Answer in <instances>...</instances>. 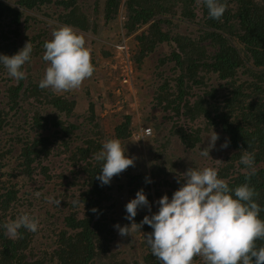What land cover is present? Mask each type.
<instances>
[{
	"label": "trees",
	"instance_id": "trees-1",
	"mask_svg": "<svg viewBox=\"0 0 264 264\" xmlns=\"http://www.w3.org/2000/svg\"><path fill=\"white\" fill-rule=\"evenodd\" d=\"M221 2L226 10L214 20L197 0H0V53L12 55L26 42L32 45L30 60L22 69L24 79L14 80L0 66V224L24 213L38 221L35 232L21 228L16 238L0 229V264H159L145 241L151 228L131 226L150 213L138 208L133 221L125 219V208L113 210L117 194L126 191L127 203L143 189L155 212L158 205L152 202L164 194L170 198L179 187L176 178L189 167L215 168L218 178L230 188L248 183L264 209V0ZM54 7L58 12L53 14ZM37 12L43 18L33 15ZM182 20L201 32L199 39L178 33L177 22ZM60 25L72 27L86 48L87 35L112 41L99 48L101 58L97 60L108 62L111 69L107 76L113 71L118 75L113 68L119 62L114 56V41L129 38V60L139 99L141 72L157 77L149 97L151 108H157L161 116L144 111L143 122L152 129L144 142L145 155L131 147L138 144L133 139L137 126L131 113L100 118L102 96L98 102H90L86 111L76 110L75 98L87 103L92 82L63 92L37 86L47 66L41 59L42 45ZM160 44L172 49L158 60L160 69L168 61L174 63L170 75L148 66L155 62L151 56ZM209 73L217 75L218 85L205 81ZM127 95L130 101L133 96L128 90ZM72 115L86 119L82 131L67 120ZM30 129L36 133L34 138L28 133ZM212 130L218 139L209 157H201L200 146H207ZM78 137L82 144L75 143ZM113 138L120 141L134 163L114 175L110 184L101 186L96 179L101 162L95 154L105 140ZM225 140L228 146L221 148ZM17 147L19 153L13 156ZM242 149L253 154L254 175H247L249 169L239 162ZM61 156L66 166L55 173L53 161ZM7 159L17 161V165L6 170ZM36 173L45 175L47 181L56 179L53 192L69 173L83 174L86 188L71 195L58 192L53 197L60 200L58 208L64 206L68 211L64 210L61 218L46 208L39 219L34 210L41 208L49 195L41 194L40 198H45L39 206L29 195L38 200L36 193L44 191L46 184L36 186L31 194L25 190L26 197L20 199L16 184L27 179L22 176L36 180ZM145 177L151 182L145 183ZM68 183L76 186L78 182ZM22 188L21 184L20 191ZM93 208L97 211H91ZM259 218L264 220V210ZM116 224L127 227L128 234L121 236L113 227ZM256 243L259 246L264 241ZM192 264L204 262L194 256Z\"/></svg>",
	"mask_w": 264,
	"mask_h": 264
},
{
	"label": "clouds",
	"instance_id": "clouds-1",
	"mask_svg": "<svg viewBox=\"0 0 264 264\" xmlns=\"http://www.w3.org/2000/svg\"><path fill=\"white\" fill-rule=\"evenodd\" d=\"M207 9L209 18L218 20L225 12L221 0H197ZM114 45V44H113ZM41 59L47 63L44 74L38 82L40 89L63 92L78 88L85 78L93 73L89 51L84 39L70 26L60 25L53 28L51 38L45 40ZM32 45L26 42L12 55L0 53V66L14 80L25 78L23 65L30 60ZM146 139V138H145ZM218 134L206 139L207 146L201 148L199 155L209 157V151L215 146ZM225 140L221 148H226ZM95 159L101 162L96 175L101 186L108 185L114 175L133 165V159L126 155L118 139L105 140ZM240 164L249 169L247 175H254L253 154L242 149ZM182 176L176 178L179 187L171 197L161 195L157 201V210L143 189L136 191L134 198L125 205V219L133 221L138 208L147 209L139 224L148 225L151 232L145 235V241L151 255L159 264H192L193 257H201L204 264H264V220L259 213L264 210L256 202L255 190L248 183L230 188L228 183L218 178L215 168L196 169L189 167ZM145 177V183H150ZM39 195V193H36ZM57 206L60 200L48 198ZM78 204V200L73 201ZM91 211L96 212L93 208ZM123 236L128 234L127 227L113 226ZM35 232L38 228L36 218L28 213L20 214L10 222L0 224V229L10 238L19 235V229Z\"/></svg>",
	"mask_w": 264,
	"mask_h": 264
},
{
	"label": "rangeland",
	"instance_id": "rangeland-1",
	"mask_svg": "<svg viewBox=\"0 0 264 264\" xmlns=\"http://www.w3.org/2000/svg\"><path fill=\"white\" fill-rule=\"evenodd\" d=\"M58 12V10L54 7V11L53 14ZM34 16L38 15L40 16V18H43V16L40 15L39 12L34 13ZM51 22H53L51 20ZM178 26L176 29L179 30L178 33L180 34H186L188 33L189 36H191L192 38L196 39V38H200L201 32L199 30H197V28H195L194 26L182 21H178ZM113 36V35H111ZM111 43L112 41H110V39H108V37H97V36H91V35H87L86 37V46L88 47L87 50L89 51V55H90V62H94L97 63L93 66L94 69V74H92L90 77L85 78L82 83H81V87L83 82L86 83H90L92 82V87H91V96L90 97H86L87 99V103L85 100H82V98H80L79 96H77L75 98V101L78 102L76 105V110L79 111L80 110H84L86 111L87 106L90 102H94L97 101L98 102V98H100L99 96H102L104 98V100H100L99 103L101 102V106L104 108L102 112H98L99 117L103 118L105 116H114L116 113H120V112H124V114H128L131 113L133 115V124L137 126V130L133 135V139L134 141L136 140L138 142V144L136 145H131L132 148H136V150L142 154L145 155V145L144 142L145 140L142 139H138L137 138V133L139 132V125H143L145 127H151L149 125H147L144 121V115L145 112H149V114H152L154 116H158L160 118L161 113L157 108H151V98L149 97L150 92L155 88L154 86L156 85V78L157 77H153L151 75V73H146L144 74L143 72H141V77L138 78L137 80V86H138V90H139V94H140V99L137 97V99L140 100V102L138 101V104H136L133 100V98L129 101V95H127V90L125 88H123L120 84V82L118 81L117 78V73L116 72H112L111 75L107 76V72L110 71L109 69H111L108 65V62H97V60L99 58H101V54L99 51V48L103 45V44H108ZM118 43V41H114L113 44ZM172 49L166 45V44H160L157 49L155 50V53L152 54L151 58L155 61L152 62L151 64H148V66L150 67V70H157L159 72V70L164 71L167 75L171 74V69L174 67V63L171 62H167L166 63V67L163 68H159V58H163L165 55H169L171 54ZM94 53H96L94 55ZM92 64V63H91ZM156 65L158 66V68L156 67ZM114 70H115V64H114ZM166 76V75H165ZM216 76L214 73H209L208 75H206L205 81H210V84H212V86L214 85H218L219 81H216ZM212 77L213 80H210V78ZM84 101V102H83ZM137 106V109L136 108ZM145 111V112H144ZM152 116V117H154ZM117 119L119 118V116H116ZM67 120H69L72 124L78 125L79 130L82 131V128L84 129L85 127H83L84 123H85V118L82 116H78V115H72L70 118H68ZM109 131V129H108ZM28 133L30 135L31 138H34L36 136L35 131H32L31 129L28 130ZM113 134V133H112ZM110 134L108 133L107 136H109ZM83 139L82 138H76L75 139V143L77 145L82 144ZM135 141V142H136ZM14 143H16L15 141H13ZM18 145V143H16ZM19 153V147L16 148L15 151L12 152L13 156H17ZM63 156H61L58 159H55L53 161V165H55V168L53 169V171L55 173H59L63 170V167H65V163H63ZM50 160V159H49ZM53 160V159H51ZM137 163V161H136ZM4 164L5 166H7L6 170H10L11 167H15L17 165V161L15 160H4ZM58 169V170H57ZM71 169V165L69 167V170ZM76 170V167H75ZM69 177L68 178H63L60 179L62 181L61 184H59L55 191L53 192L54 188H55V182L56 179L53 178V181H47L45 175L43 174H38L36 173L34 176L36 177V180H32L30 181V179H28V176H22L24 178L27 179H21V184L24 188L21 189L20 191V185H18L19 183L16 182L17 184V189H18V197L20 199V197H26L23 192L25 190H27L30 194L35 192L37 190L36 186H40L42 184H46V189L44 191H39V195L36 194V197L38 198V200H35L33 198V196L29 195L30 199L34 200L35 206H39L40 202L49 195L48 198H53L55 195L58 194V192L64 193V191H66L67 193H69L71 195V193L73 191H75L76 189L78 190H82L84 191L86 186L83 183L85 176L83 174H70L69 173ZM33 176V177H34ZM75 176V178H74ZM114 179V177L112 178ZM46 180V182H45ZM78 182L76 186H71L69 185L68 182ZM53 192L52 195H50ZM125 192H123L122 195H118L117 194V200L118 203L116 205V207L113 209L115 211H120L122 210V208H124V205L126 204L125 201ZM44 194L45 197L40 198L41 194ZM46 199V201H44L43 203L41 202V204H43V206L41 208H36L34 210L35 215L39 216V219L41 217L44 216V211L47 208L49 213H54L56 215H59L61 217V214L63 215L64 210L68 211L67 209L64 208V206H61L60 208H58L59 206H54L53 203L49 202V199ZM63 217V216H62ZM61 217V218H62ZM61 221V219H60ZM140 239V238H139Z\"/></svg>",
	"mask_w": 264,
	"mask_h": 264
},
{
	"label": "built area",
	"instance_id": "built-area-1",
	"mask_svg": "<svg viewBox=\"0 0 264 264\" xmlns=\"http://www.w3.org/2000/svg\"><path fill=\"white\" fill-rule=\"evenodd\" d=\"M127 37H122L121 41L114 44V56L116 61L115 68L118 70V80L123 88H128L127 90L132 94L133 100L136 104H138V99L136 96V92L134 89V66L130 62V52L128 46ZM136 105V108L137 109ZM152 134V129L150 127H145L143 125H139V132L137 133V138L145 140L146 137Z\"/></svg>",
	"mask_w": 264,
	"mask_h": 264
}]
</instances>
